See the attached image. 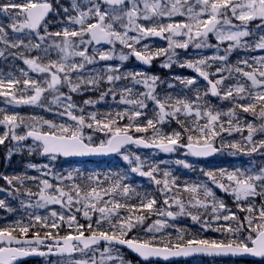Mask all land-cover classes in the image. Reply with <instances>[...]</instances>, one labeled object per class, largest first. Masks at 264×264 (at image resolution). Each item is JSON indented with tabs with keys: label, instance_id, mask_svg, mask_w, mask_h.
<instances>
[{
	"label": "rangeland",
	"instance_id": "374dc122",
	"mask_svg": "<svg viewBox=\"0 0 264 264\" xmlns=\"http://www.w3.org/2000/svg\"><path fill=\"white\" fill-rule=\"evenodd\" d=\"M41 1V0H38ZM56 4V11L51 18L50 21L46 24L45 28L37 33L33 32L32 30L28 28H23L20 30H17L20 28V25L24 23L26 11L23 8V5L25 4H33L37 2V0H1L0 6L8 5V4H16L20 5L21 7L19 9H9L8 11L0 10V28L3 29V33H0V51H2L4 54L9 53L11 55L12 50L14 49H26L30 53H33V58L37 60V63L43 65H47L50 62H57V63H65L66 66L70 65H81L83 64L82 68H77L76 70L72 71L70 73V78L72 77V73L76 71H80L83 69H86L87 66L94 64L101 56V54H108L110 58L105 59L107 61L112 62L109 65H104V68H110V70H104L99 71L93 68H90L91 74L88 76H94L98 79L106 78L105 81L108 82L107 76L112 75L114 76L118 70L119 67L124 65L125 61H129L130 58L133 56L134 52L133 49L139 52H143L146 55H152V58L156 61L157 67H160L161 69L169 70L171 67L176 66L175 70H181V72H184L185 75L182 77L186 80L193 79L194 83L192 86L194 87V90L196 92L195 100L200 102L201 100H205V102L211 101V96L209 94L208 89L206 88V85L201 80L199 76V72L196 71L195 68H191L187 66V62H196L201 59L206 60L207 66L201 65L200 67L202 70L207 71L209 73V76L212 78L223 79V83L220 85L221 89L223 88V96L225 95V92L228 88H232L233 91H235V88L243 85L245 92L244 97L247 98L244 105L246 106L249 103H253L254 100L250 98L249 93L251 94V97H255L257 93L264 92V84H257L253 85L251 80L243 75V72H252L256 74L257 80L264 79L259 76V71H264V48H260L257 45L264 42V17L260 16H254L253 19L248 20L246 22H242L238 19L241 11L248 12L249 9L247 8V5L249 4L250 0H233L234 3L239 4L241 7L237 8L236 14L233 15L231 10L229 9L225 15H218L217 18L219 19V23L217 25V28L213 30L210 34H207V36H196L195 33L197 31H204L203 26H201L199 29L195 27L196 25V19L194 17L197 13H199V20H207L208 19V12L202 11L203 4L202 0H137L133 1L137 6V16L135 18V24H128L126 16H124V13L131 10L133 2H131L129 5L126 4L124 6L115 7L116 11L112 12L111 7L104 5H101V11L109 10L110 15L109 17H106L105 23H112V30L120 32L122 35L126 31L127 36L129 38L136 37L138 39V42H133L131 39H129V43L132 44V47H128L127 44H123V49H119L118 51L115 50L114 42L108 43L106 46H96L91 43H81L79 37H70L69 39L73 43V47L70 48L68 51L70 53H78L81 51H85V56L91 59V62L89 63L85 57L79 56V55H69L67 59H64V54L60 51V48L57 47L63 46V37L62 36H56L50 33L48 30V25L50 23H53L54 21L58 29L55 33L63 31V29L68 28L70 31L72 30H79V25L74 24L69 21V17H77L79 16L80 12H87L89 8L93 7V3L91 0H76V3L79 5L80 12L75 10L73 8V0H65L67 1L65 5H63V0H53ZM96 2L99 3L98 0ZM211 2V0H210ZM147 3L149 5L148 9H145L144 5ZM159 4L161 6L160 10L167 11L171 9L172 5L175 4L176 7L179 9V11L174 12L172 15H157L152 14L151 7ZM258 7V4H257ZM65 9L68 11L66 12ZM122 9V10H121ZM191 9V11H189ZM64 18H57L58 16L65 14ZM121 16V20L112 21L111 16ZM54 17L57 19L55 20ZM147 17V18H146ZM229 21V23H225V21ZM96 18L93 16H89L88 22L95 23ZM192 25V31L190 34L188 33V30L186 28H178L175 33L172 32H165V35L167 37L166 41H161L156 38H154V35H148V36H142L140 32L136 30V25H139L142 28H152L155 27L157 30H159L160 27L166 26V25ZM251 24V25H250ZM15 25V27H13ZM254 32V36L252 37L251 34L248 36L242 37L240 40V44L230 47V45H235V41L231 40H221L216 32L219 31L223 33L224 35H228L230 32H236V31H247V32ZM40 37H44L43 40L40 39ZM170 37V39H169ZM84 41H89V35L85 34L83 37ZM171 41H175L176 44H182L187 42L188 47L187 48H181L174 46L173 48H169V44ZM7 41V43H5ZM23 43H20V42ZM118 41V40H116ZM120 42V41H118ZM219 42V44H217ZM19 44L20 46L17 48H12L11 44ZM121 43V42H120ZM39 44V48H34L32 45ZM197 44H200L201 47H196ZM27 45V47H25ZM161 49L167 50L161 55H155V53ZM0 56V58L6 57V55ZM121 56H127V59H121ZM219 57H226L224 60H220ZM246 61L247 63H244ZM115 65L117 66L116 69H114ZM140 65V64H139ZM223 69V71L217 72V69ZM242 69L241 72H237L236 69ZM54 70V69H53ZM135 71L136 73H142L144 70L142 66L138 68H131V69H125L124 72H132ZM115 72V74L113 73ZM144 73V72H143ZM223 73V74H221ZM62 78H64L63 73H59ZM145 75L152 77H158V75L155 72H149L145 73ZM101 76V77H100ZM11 78L16 80L13 77H9L4 75V73L0 72V79L5 80V85L3 87H0V120H3L5 116H16V127L15 129H12L11 126L7 123H0V136H3L5 132L15 133L17 136H26V132L30 128L39 129L42 131H54V129H51L45 121H50L54 125V121L61 118V121L65 124H73L74 128L76 129L79 125L77 121L72 120V118L67 115V104L70 102L73 105V108L71 109L72 115L75 116H81L82 112L81 109L72 101H67L65 98L68 97L66 95L67 92H73L70 90V87L68 85L67 89L61 88L62 85H67L66 83H63L61 86H58V91L53 90H46L44 92L45 95H51L52 97V103L56 108L54 112L57 115L52 119V117L46 118L45 116V110L42 109L40 103L36 104H25V103H9L11 97L4 95L5 92H13L17 98H27L28 96L34 95V89L33 86L31 87H25L21 86L19 89L15 90V85L9 89L7 87V80ZM175 78H181L180 75H175ZM229 78V79H228ZM50 80V75L48 73H38L36 72L33 76V81H36L37 84L47 89L46 81ZM234 81V82H232ZM63 82V80H62ZM151 82V81H150ZM157 82V81H156ZM169 82L168 89L166 90V95H161L159 93V90L157 88V83L154 85V92L153 95H156L158 99H161L162 101L165 98H175V99H181L187 98L189 99L188 95L182 96V93L179 89L173 88L175 86V82L171 81ZM129 89L133 88V93H136L138 90L141 89V86H138V88H135L133 84H130L127 86ZM148 89V86H146ZM149 91V89H148ZM63 94V95H61ZM60 96V101L58 103L54 102V97ZM133 96V95H132ZM197 96L200 98L197 99ZM183 97V98H182ZM139 98V96H138ZM153 105L157 111H159L158 105L153 101ZM112 111H117L118 107L122 108L123 110H126L128 107L125 103H119V105L113 106ZM259 107V104H257V109ZM169 108V107H168ZM167 108V109H168ZM80 110V114H78ZM169 110V109H168ZM111 110L105 111L106 113H111ZM170 112V111H168ZM190 116L187 117L186 123L188 125H191L193 128H197L199 126V122L201 119H199L195 112H192L189 114ZM227 115V113L225 114ZM156 121L157 116L152 115L151 118ZM147 119V120H148ZM146 120V121H147ZM257 120V119H256ZM83 128L88 129V127L83 126L81 128V131L83 133V136L85 139L92 144H98V143H104L107 141V139H103L100 135L92 136V134L88 131V133H84ZM260 126L257 125V131H255L252 135H255L257 140L254 142L255 144L259 142V145H256L255 147H260V140L264 141V132L259 131ZM172 132H176L173 127L169 130L167 134H171ZM98 136L101 137V139H97ZM87 137H91V140L87 139ZM6 140V139H5ZM4 140V141H5ZM13 139L8 138L7 142L5 144V148L7 147H13L16 149H27L32 153L41 152L42 146L34 141H27L28 138L26 136V139L22 141H12ZM243 144L240 145V149L243 147H246L244 149V154L249 155L248 153H251L249 158L254 157H262L264 156V152H261L260 149H257V151L252 152L250 149L253 147L252 145H248L246 142H242ZM264 147V146H263ZM12 150V149H11ZM126 151L122 152L120 157H117L116 159H113L110 162H107L103 165H96L93 166V168H87V165H78V169H84V172L81 171L78 174V178L70 177L69 180L64 184L61 180V177H56L55 173L48 170L50 168H53L52 163H45V166L49 168L43 169L42 173L38 176V179L36 181V184L39 186V190L43 188L42 181L47 180L51 185L52 188L46 190L47 195H54L57 197H60V190L62 189L64 193L72 195V189L71 186H79L78 190H81L83 188L86 189H92L95 187L97 190H105L110 188L115 180L121 179L122 184H127L132 188L131 191L133 193V196L131 198L134 200L135 205L137 207H140V203L142 199H151L154 198L156 200V204L153 205V213L155 216L150 217V219L156 218L155 222L157 220L164 221L165 224L163 227L160 228V231L155 230V226H152L149 229H143L141 230L140 234L143 237H140L139 240L141 241H157L161 237L170 236L172 239L178 241L179 236H183V233H180V231L177 230V225L179 223V220L181 218V214H177L174 219L169 218L166 213L168 212L167 209H164L161 205L162 202H164L166 199L168 200V206L174 205V198L171 194L167 192L168 188L164 191H161L163 187H161L162 184L154 185L150 184H144L141 185L137 181H135V173L140 174L139 172H133L132 169L136 168L138 165H142L141 170L142 171H148L150 169V166L156 165L158 166V170L153 173L155 178L157 180L163 181L165 177L163 176V172L167 171L170 174H172V167L171 165H168V160L162 159L158 156L157 153L154 151H144L137 149L135 146H130L125 149ZM226 153V152H225ZM224 151H221V154H225ZM166 155L172 156L176 161H181L184 164V167L188 169L191 165V163H194V160L192 159L191 155L186 152V150L183 148V146H178L175 151L170 153H165ZM129 156V160H125L124 156ZM136 157H139L140 160L136 161ZM167 158L170 159L168 156ZM231 158L225 157L223 163L219 164L217 172L219 173V177H209L207 174L203 173V176H196L193 177L188 175L186 177V183L184 185L185 188L191 187L193 185H200L201 188L198 189L197 192L201 193L203 195V199L201 200L202 204H199L200 206H203L204 209H209L213 212V204L218 202H223L225 205L224 209H218L216 212H213L216 216L213 219H209L206 222H202L199 220H193L190 222V225H188V240L189 239H196V240H216V241H225L228 240H237V241H243L244 243L249 244V241L246 239V237L249 235V228H248V221L249 219H253V226H255V223L259 222V212L262 208H264V195H256V196H250L246 200H240L238 201L235 197V195L232 193L231 188L234 186V181L230 182L228 180V174L236 172L239 176V173H244L245 176L247 175H259L261 169L257 168H250V167H243V166H228L227 160ZM212 163V161H210ZM126 165L130 167L129 170L126 169ZM188 165V166H186ZM125 167V168H124ZM210 163H199L197 166V171H199L201 168H204V170L207 172L210 170ZM262 169H264V164L262 165ZM86 170V171H85ZM221 170H223L224 174L221 175ZM77 171L73 172L76 173ZM198 173V172H197ZM141 175V174H140ZM70 175L65 172L63 177H68ZM144 176V175H143ZM171 176V175H170ZM91 177V178H90ZM148 177V176H145ZM149 180H152L150 177H148ZM222 178V179H221ZM243 178V177H240ZM155 182V181H154ZM223 184L224 187H220V185ZM256 184V190L257 192L264 191V187L261 185L264 184V181H255ZM211 189L213 193V197L206 198L203 194L204 188ZM227 189V190H226ZM73 196V195H72ZM161 199V203H160ZM27 202V209L28 214L35 213L36 216H40L42 218L49 217L50 214L56 213L59 217L63 216L64 219H68L70 216H74V214L71 211V208L75 207L76 204V198L73 196V203L71 205H67V196L62 197V203H48L45 206L41 207L40 203H43L40 200V196L33 201L26 200ZM39 202V203H38ZM117 202L121 204H126L127 199L122 198L118 199ZM204 204V205H203ZM67 205V206H66ZM89 205V204H88ZM252 207L253 212H248L246 209ZM232 208H237L241 214H244V216L248 217L247 224H243L245 228H241L239 232H228L226 231L227 228L231 227L233 229L238 227V222L233 219V222H230V220L225 221L223 219V216L225 215H232L234 214L235 217L238 215L237 211L233 210ZM173 210V209H172ZM178 212V211H177ZM164 213V214H161ZM179 213V212H178ZM219 216L220 219H216V217ZM101 221L102 217L99 218ZM23 220V215L18 217L15 220H12L13 225H17L18 223H21ZM75 221V220H74ZM110 221V222H109ZM112 218H106L105 221H103L101 224L103 229L100 231H113L112 229ZM76 225V223H75ZM247 226V229H246ZM222 229L221 231H217L216 229ZM151 229V230H150ZM246 229V231H245ZM255 234H253L254 236ZM170 244V243H169ZM175 244V243H174ZM171 245V244H170ZM108 251H105V250ZM80 256H76L74 259L71 260H56V261H50L47 262L48 264H79V262H86V264H121V259L124 261V264H137L133 261L127 260L125 255L120 253L117 249H114L113 247L109 246H98L92 251H80ZM111 256L112 259H108L107 257ZM103 257V259H102ZM179 262V261H177ZM183 264H221V261H218L217 259H208V260H202V258H192L186 261H182ZM174 263V262H173ZM224 264H243L241 262H223ZM148 264H158L156 262H150ZM255 264H262V263H255Z\"/></svg>",
	"mask_w": 264,
	"mask_h": 264
},
{
	"label": "snow or ice",
	"instance_id": "6c2138e0",
	"mask_svg": "<svg viewBox=\"0 0 264 264\" xmlns=\"http://www.w3.org/2000/svg\"><path fill=\"white\" fill-rule=\"evenodd\" d=\"M93 3V7L89 8L87 12H80L79 5L76 3V0H73V8L80 12L79 16L77 17H69V21L79 25V30H72L70 31L68 28L63 29L62 33L57 32L53 35L56 36H62L63 37V46L57 45V47L60 48V51L64 54V59L66 60L69 55H79L82 57H85V59L88 60V62H91V59L85 56V51H81L78 53H70L68 50L72 48L74 45L72 41L69 39L70 37H79L80 42L83 43H91L92 41H95L96 43H100L101 41L107 40L108 42H113L114 40H118L123 44H127L128 47H132V44L129 43V39H131L133 42H138V39L136 37L129 38L127 36V32L125 31L123 35L120 32L113 31L112 30V23H105L106 17H109L110 11L105 10L101 11V5L100 3L96 2V0H91ZM102 3H106L109 6H122L125 3V0H101ZM203 9L202 11L208 12V19L207 20H199V13L196 14L194 19H196V25L195 27L199 29L201 26L205 29V31H197L195 33L196 36H207L209 32H212L217 28V24L219 23V20L217 19L218 15H225L227 11L230 9L233 15L236 14L237 8L241 7L239 4L234 3L233 0H202ZM258 4V7H257ZM21 6L16 4H8L4 6H0V10L8 11L9 9H19ZM145 9L149 8V5L145 3L144 5ZM23 8L26 11V16L24 23L20 25V29L28 28V29H37L41 21L44 19V16L47 14V12L51 9V5L48 3L44 4H25L23 5ZM161 6L159 4H156L151 7L152 14L157 15H172L174 12L179 11V9L176 7L175 4L172 5L171 9L164 11L160 9ZM247 8L249 9L248 12L241 11L238 19L242 22H246L248 20H251L254 18V16H260L264 17V0H250L249 4L247 5ZM122 10V9H121ZM67 12L68 10L65 9ZM111 11L115 12L116 8L111 7ZM191 11V9H189ZM93 16L96 18L95 23L88 22L89 16ZM124 16H126L128 24H135V18L137 16V6L133 2L131 10L124 13ZM147 18V17H146ZM112 21L121 20V16L112 15L111 16ZM225 23H229V21H225ZM15 27V25H13ZM192 25H166L162 26L157 30L155 27L152 28H142L139 25H136V30L141 33L142 36H148V35H155V36H161L165 32H172L173 34L178 28H186L188 30V33L190 34L192 31ZM0 33H3V29L0 28ZM85 34H90L91 39L87 42L84 41L83 37ZM217 36L221 39H227L231 41H235V45H230V47L236 46L240 44V40L242 37L247 36L249 33L245 31H236V32H230L228 35H224L223 33L217 31ZM2 38V36H0ZM41 40L44 39V37H40ZM170 39V37H169ZM7 43V41H5ZM20 43H23L22 41ZM19 44H11L12 48L19 47ZM181 47V48H187L188 44L187 42L182 44H176L175 41L170 40L169 48ZM260 48H264V42L257 45ZM27 47V45H25ZM34 48H39V44L32 45ZM196 47H201L200 44H197ZM167 50L161 49L155 53V55H161ZM134 54L138 59L143 60L145 63H149L151 61L152 55H144L142 52L136 51L133 49ZM4 53L0 51V56H2ZM101 59H108L110 58L108 54H101ZM121 59H127V56H121ZM220 60L226 59V57H219ZM264 59V58H262ZM25 63L28 64L34 71L38 73H48L50 75V80L46 81L47 89L40 87L36 81H29L28 79H25L23 81V84L25 87L29 86L30 84L33 86L34 89V95L28 96L26 99L21 97L17 98V96L13 92H5L4 95L10 96L11 99L9 103H25V104H36L40 101L42 93H44L46 90H53L58 91V86L61 85L62 80L59 73L64 74L63 83H66L69 85L71 91H76L80 88V84H73L70 79V73L77 68H82L83 64L81 65H70L66 66L65 63H57V62H50L47 65H41L37 63L36 59H26ZM244 63H247L244 61ZM201 65L207 66L206 60L201 59L199 61L194 62H187V66L191 68H195L197 72H199V75L204 77L205 79H208L209 73L207 71L202 70L200 67ZM54 69V70H53ZM111 71V69H110ZM223 71V69H217V72ZM237 72H241L242 69L237 68ZM259 76L264 78V71L258 72ZM26 75V74H25ZM133 75V78L138 75L142 74H129ZM243 75L248 77L253 85L257 84H264V79L257 80L256 74L252 72H243ZM114 79H120L119 76H112L108 75L107 80L109 82L113 81ZM223 77L221 79L215 80V82L209 80V84L211 85V92L215 95H219L217 86L221 85L223 83ZM158 80V77L152 76V77H146L143 78L142 81L145 85L148 86L149 91L144 94L151 100H153L159 107V113L158 119H156V122L154 123L153 119H148L147 124L145 127L137 126L135 128V131L137 132H147L148 129H153V138L151 143H148L143 138L139 139H133L132 136L128 135L129 129L132 127L131 124L128 126H125L124 128H120L115 126L116 120L115 119H108L107 122H103L101 120H98L96 113L90 114V119L95 123L97 127H100L101 130L107 129V131L111 134V139H109L106 144L101 143L98 147H90L88 144L84 143L85 137L83 136V133L81 131V128L85 126V117L83 115L81 116H75L72 115L71 109L73 108V105L69 102L67 104V115H69L72 120L78 122V127L75 130H72L71 127H66L64 125L56 126L53 125L50 121H45L49 125L51 129H57L60 132V135H57L55 131H48V132H41L38 130H32L27 133V136L33 137L36 141L41 142L42 145V154H50L53 159L57 155H63V156H70V155H84V154H90V153H101V152H119L121 147L128 143H133L137 145H145V146H155L156 148L164 151V152H173L176 150V148L179 145V141L181 139V133L180 132H172L171 134L162 133L160 129L156 127L158 123H162L165 121L166 117H175L178 113L181 111L191 114L193 111H195V114L197 117L201 115V106L194 103H189L186 100L177 99L174 103H171V98H165L163 101L161 99H158L156 95H153V92L155 90L154 85L156 81ZM151 81V83H149ZM97 81L95 79L88 80V84H94ZM19 83V81H16L14 79L9 78L7 80V87L11 89L15 84ZM81 83H84V81H81ZM187 85H192L194 83L193 79H188L184 81ZM5 85V80L0 79V87H3ZM129 92H131V89H128ZM235 92L237 95L240 93L245 92V89L243 85H240L235 88ZM63 95V94H61ZM233 96V89L228 88L225 92L224 97L222 98H230ZM249 96L251 99L254 100L253 103H249L246 106L241 104L238 105L244 112H252L253 114H256L257 112V104L260 105L259 107V117L264 120V92H259L256 94L255 97H251V94L249 93ZM200 97L197 96V99ZM67 101L71 100V97L68 96L65 98ZM101 99H103V95L101 96ZM60 101V96L54 97V102L58 103ZM128 104L132 105H138L139 108L143 109L146 107V104L143 100H127L125 101ZM85 103H92V101H85ZM166 106L171 108V112L165 111ZM231 114V113H230ZM111 114H109L110 116ZM124 115H128L127 112L125 113H118L117 116L123 117ZM142 115L141 111H134L130 119L135 120L136 118L140 117ZM206 117H208V123H206L203 126H198L195 130L192 128L185 129L186 132L192 133L195 131L197 135L189 134L187 136V143L183 145L186 147L190 154L194 156H207L210 155L213 152H216L217 149L213 146V144L210 142L212 137H215L219 135V132L216 131L215 127H213V123L219 120L220 113L213 114L211 111H206L204 113ZM16 116H5L3 120H0V123H7L11 126L12 129H15L16 127ZM179 122V121H178ZM229 126L231 128V120L228 121ZM88 128H92L93 124L89 123L86 125ZM221 131L225 130L223 128V125H219ZM248 131L249 135L247 139L249 141L252 140V134L257 131V129L252 125L248 124ZM235 130H239L238 128ZM259 131L264 132V124L260 125ZM9 133L5 132L3 136H0V144L4 143V140L8 138ZM11 138L15 141H22L26 139V136H17L15 135L14 131L12 133ZM87 139L91 140V137H87ZM261 146H264V141L260 142ZM234 148H240L239 144H233L231 145ZM243 151V149H240ZM250 151L255 152L257 151V148L253 146ZM125 160H129V156H124ZM136 161H139L140 158L136 157ZM178 163H183L181 161H178ZM188 166V165H186ZM31 167H35V165H31ZM142 165H138L136 168H133V172H139L141 175L148 176L152 180L155 181L156 184L160 185L163 184V188L161 191H164L168 188L169 185V179L170 173L165 171L163 172V176L165 179L163 181L157 180L155 176L153 175L154 172L158 170V166L152 165L150 166V169L148 171H142L141 170ZM224 172L221 170V175H223ZM71 175V174H69ZM209 177L214 178V174L209 172L207 173ZM243 177V178H240ZM91 178V177H90ZM9 184H12L13 179L20 181L23 183L22 179L20 177H14V178H7ZM122 179V178H121ZM121 179L115 180L113 185L103 190L105 195L108 194H115L119 191L120 195L127 196L130 192V186L127 184H122ZM228 180L230 182L234 181V186L231 188L232 193L235 195L236 199L238 201L240 200H246L250 196H256V195H264V191L257 192L256 190V184L255 181H264V169H261L259 175H247L245 176L244 173H239V176L236 172L228 174ZM171 183L175 184V178L172 177ZM43 188L41 189L39 196L40 200L43 203H40V206L43 207L48 203H62V197L67 196V205H71L73 203V196L67 193H64L63 190H60V197L54 196V195H47L46 190L52 188V185L47 181H42ZM264 187V184L261 185ZM220 187H224L223 184L220 185ZM77 189V195H79V186H75ZM200 185H193L191 187H187L186 190L191 193H196L198 189H200ZM227 190V189H226ZM16 191H19V189H16ZM134 191V190H131ZM31 194V193H29ZM203 194L206 198L213 197V193L211 189L204 188ZM92 198H95L96 201H100L102 199L100 192L97 191L95 187H93L89 192H87L82 199L84 201H91ZM39 203V202H38ZM105 207L99 208V212L102 214V219L105 218V214L108 216H111L116 212L117 209L122 207H128L126 204H120L119 202L113 203V206L111 208L107 207L108 202H104ZM165 204H168V200L166 199L164 201ZM174 203L179 207V213L177 214H183L185 213V205L184 203L179 199H174ZM5 202L3 200H0V206H4ZM156 204V200L154 198L151 199H142L140 203L141 209L146 210H152L153 205ZM196 204H202L200 200L196 201ZM66 205V206H67ZM85 207H88V204H85ZM91 207L95 209L96 205L91 204ZM136 206H132V209H134ZM225 205L223 202H218L213 204V212H216L218 209H224ZM130 209V211L132 210ZM248 212H253V208L249 207L246 209ZM85 217H89V212L85 211L84 213ZM164 214V213H161ZM188 215H191V213H187ZM53 216H56V213H52ZM167 216H174L176 214L172 212H167ZM40 216H36V221H41ZM60 220H63L64 217L60 216ZM90 219V217H89ZM144 219L143 216L136 217L137 222H142ZM193 220H198V216H192ZM216 219H220L219 216L216 217ZM223 219L225 221L237 219L234 214L232 215H225L223 216ZM69 224H71L75 220V216H70L68 218ZM110 222V221H109ZM101 221H97V228H99ZM165 224L164 221L157 220L155 222V230L160 231V228L163 227ZM136 223L133 222L132 216H128L126 218H123L119 221L118 224L112 225V228L114 229L111 232L108 231H97L92 229V225H88V229L90 231V235L88 237H84L83 231H80L78 235H67L64 237H61L64 241V246L58 247L57 251L59 253L64 252H72L76 250L83 251V249L89 248L91 245L97 244L100 240H104L108 242L109 244L115 242L119 244H126L129 248L133 249L136 253H138L141 257L144 259H148L149 257H156V256H162L165 259L171 256H189L196 253H203L207 255H227V254H241V253H247L251 254L256 257L264 258V208H262L259 212V222L255 223V226H253V221L249 219L248 221V228H249V235L246 237V239L251 242L252 247H249L247 243H244L243 241H237V240H228L225 241H216V240H196V239H189L187 241H184L183 236H179L178 243L175 244H169L164 243V245L157 246L156 242L149 240V241H139L136 238L133 239H124L127 235L128 231H131L134 227H136ZM51 228H56L57 224L52 223L50 225ZM83 225H79V229H83ZM151 230V229H150ZM217 231H221L222 229H216ZM241 230V227L239 226L238 221V227L233 229L231 227L227 228L226 231L228 232H239ZM13 231L15 229L7 227V228H0V240L4 241L5 243L11 245L13 241H15L17 244L23 243L24 245H31L33 244L32 240H24L21 242L18 240L15 236H13ZM29 231L28 227H21L19 228V232L26 234ZM255 234V237L253 236ZM36 239L35 243L38 245L40 243H43L42 240L39 238V233H36ZM51 232L46 233V236H51ZM78 242L79 244H82V248H77L76 244L73 242ZM51 247L49 248V252H51ZM105 251H108L107 249ZM36 252V248H31L30 250L25 247H0V264H12V261H15L18 257H23L30 255L31 253ZM41 255H44L45 253H40ZM108 259H112L111 256L107 257ZM103 259V257H102ZM79 264H86V262H79ZM121 264H124V261L121 259Z\"/></svg>",
	"mask_w": 264,
	"mask_h": 264
},
{
	"label": "trees",
	"instance_id": "16d2710c",
	"mask_svg": "<svg viewBox=\"0 0 264 264\" xmlns=\"http://www.w3.org/2000/svg\"><path fill=\"white\" fill-rule=\"evenodd\" d=\"M253 37L254 34L250 33ZM6 57L0 58V72L4 73V75L13 77L16 79V81H19V83L15 84V90L19 89L21 86H24L23 81L25 79H28L29 81H33V76L35 75L36 71H34L28 64L25 63L26 59H34L33 53H30L26 49H14L12 50L11 55L9 53L4 54ZM132 63H135L133 60ZM175 68V67H174ZM173 69V68H172ZM90 72L85 70H80L78 72H74L72 74V77L70 78L73 84H80V88L73 92H67L66 95L70 96L72 101L81 109L82 115L85 117V126L89 123L93 124L90 131L92 132V136L100 135L103 139H107L110 137V133L105 130H101L100 127H97L95 123L90 119L91 113L97 114V119L101 120L103 122H107L108 118L116 120L117 127L124 128L125 126H128L129 124L132 125V127L129 129L128 132L136 135V136H142L150 141H152L153 138V129H148L147 132H137L135 131V128L137 126L145 127L147 124V119L151 118L152 115L157 116L158 119V112L155 110L153 105V100L148 98L146 95L148 92L147 85H145L143 82H138L143 80V76H131V78H126L124 80V83L128 84V80L132 79L133 84L136 86H141V91L137 95H134V97L131 95V92H125L123 88V82H106L105 79H98V78H92L85 76L89 74ZM26 74V75H25ZM125 77H128L126 75ZM95 79L97 82L94 84H88L87 81ZM63 80V78H62ZM81 81H84V83H81ZM175 81L176 84L173 88H177L180 90L182 94H189L191 99H195L196 92L194 90V87L192 85H187L184 83V80H179L175 78H170L166 75L164 70H161L159 81L157 82V88L159 90V93L161 95H166V90L168 89L169 82ZM63 84V83H62ZM61 84V85H62ZM59 85V86H61ZM31 87V84L28 86ZM67 85H62L61 88L67 89ZM103 95V99H101V96ZM237 94H233L230 98H221L219 100L212 99L211 102H213L214 107L212 108V105H210V102H204V100H201L199 103L194 102L195 104H199L201 106V115L199 116L201 119V126L208 123V117L204 115L206 111H211L213 114L220 113L219 120L213 123V127H215L216 131L219 132V135L212 137L211 140H216L219 142H222V140L233 137L230 140V146L229 148L232 149L235 153L229 154V157L233 159V162L246 161L243 159V153L239 152V148H234L231 145L233 144H239L241 145L244 138L247 137V135H243L240 138H237L236 136L238 134H241L244 131L245 133H249L248 131V124H252L256 129L257 125L260 126L261 124H264V120H262L258 113L259 110H257L256 114L254 116L247 118H244L241 116V108L238 107V105H241V102H239L236 96ZM139 96V98H138ZM127 100H143L146 104V107L143 109L139 108L138 105H132L128 104L125 101ZM177 99L171 98V103H174ZM85 101H92V103H85ZM187 102L190 103L189 99H186ZM41 107L43 110H45V116L46 118L56 117L55 110L59 109L56 108L53 103L50 100L49 95H42L40 101ZM112 103H125L128 106V109L124 111L123 109L112 111L114 110L112 107ZM130 106H134L132 109ZM236 106V108H234ZM170 112H171V108ZM61 110V109H59ZM111 110V113H106L105 111ZM224 110H228L232 113V115H222V112ZM134 111H141L142 115L135 120H131L130 116ZM127 112L128 115H124L123 117L117 116L118 113H125ZM111 114L112 116H109ZM115 114V115H114ZM186 113L181 111L177 114L175 117L169 116L164 122L158 123L156 127L160 129L162 133H167L170 127H173L177 125L181 132V143H187V136L189 134L197 135L195 131L192 133L186 132L185 129L191 128L186 122H184V119L186 118ZM115 116V117H114ZM254 117H257L256 120ZM109 118V119H110ZM231 120V128L229 126L228 121ZM179 121V122H178ZM156 121H154L155 123ZM223 125V128L225 130L221 131L219 125ZM54 125L60 126L64 125L66 127H71L72 130H75L73 124H65L61 121V118L54 121ZM87 127V126H86ZM239 130H235V129ZM84 131H88V129L83 128ZM195 130V129H194ZM56 133H59L58 127L57 129H54ZM12 133L9 134L8 138H11ZM98 136L97 139H101V137ZM4 141V143L0 144V200H3L5 202L4 206H0V228H13L15 231L13 233L26 235V234H42L46 235V233L51 232V236H65L69 233H79L80 231H83L85 233H90L88 229V225H92L93 230L100 231L102 228V225L97 228V221H99L100 217H102V214L99 212V208L105 207L104 202H108L107 207L111 208L113 206V203L117 202V199L126 198L128 207H122L116 210L113 220V225H116L119 223V221L123 218H126L128 216H132L133 222L136 223V227H134L131 231L127 232V235L123 238H132V237H140L139 232L143 229H148L151 227V223L153 219H150L152 217V211H146L141 208H134L132 209V206H136L134 200L131 198L133 195L130 191L127 196L120 195L119 192L115 194H108L105 195L104 191H98L101 194L102 199L100 201H96L95 198H92L91 201H84L82 197L89 191H80L79 195H77V189L75 186H71L72 194L76 195V207L72 208L73 214L76 218V222L78 225H83V229H79V226H72L69 225L67 219L60 220L58 215L53 216L52 214L49 215L48 218H42L41 221H36L35 217L36 214H28L27 209V202H25V199L30 200L33 202L39 195L40 190L38 184H36V181L38 179V176L40 173H42L43 169H45L47 166H45L44 163H52L53 168H50L48 170L55 173L56 177H61V181L66 184V182L69 180L70 177L78 178V174L81 172V169H78V164L80 163H86L87 162H77V161H71L68 159H63L61 157L56 156L55 159L52 158L51 155H43L40 152L32 153L27 149H16L13 147H7L5 148V144L7 142V139ZM14 141V140H12ZM254 146V144L252 145ZM12 149V150H11ZM156 153H159L160 157L168 156L164 154L162 151L157 150ZM251 154V153H248ZM168 160V165H171V159L165 158ZM201 161H206L202 160ZM106 161V160H105ZM249 161V160H247ZM31 165H35V167H31ZM258 164L255 162L253 164H250V168H256ZM172 175L168 178L169 179V185L168 190L171 191V193L174 195L175 199L181 200L185 205V213L181 214V220H180V228L182 231L186 230V225H190V222L192 221V216H198L199 221L206 222L209 219H213L214 216L212 212H210L207 209H204L203 206H200L199 204H196L197 200H202L201 197L197 193H191L184 189V178L190 174L195 173L194 168H188L186 169L184 167V164L178 163L177 161L172 159ZM49 168V167H47ZM77 171L73 174V172ZM65 172L67 174H71L68 177H63ZM135 181L140 183L141 185L144 184H150L153 183V180H149L148 177L140 176L138 173L134 174ZM7 178H14V177H20L23 181L21 183L18 180L13 179L12 184L8 183ZM172 177L175 178V184L171 183ZM158 185V184H156ZM163 187V184L161 185ZM16 189H19V191H16ZM31 193V194H29ZM85 204H89L88 207H85ZM91 204H95L96 207L93 209L91 207ZM121 204V203H120ZM164 206L166 204L162 202ZM204 205V204H203ZM175 208L179 211V207L176 205ZM130 209H132L130 211ZM89 212V217L84 216V212ZM191 213V215H188L187 213ZM23 215V220L21 223H19L16 226H13L10 224L12 220L17 219ZM107 214H105V217L107 218ZM143 216L144 219L142 222H137L136 217ZM248 221V217L240 216L238 218L239 226L243 228L244 220ZM52 223H56V228H51L50 225ZM21 227H28L29 231L26 234L20 233L19 228ZM245 228V227H244ZM247 229V226H246ZM114 230V229H112ZM189 230V229H188ZM246 231V230H245ZM111 232V230H110ZM184 241H187L188 234L183 235ZM158 245H164V243H170L174 244L179 241L173 240L171 237H161L159 240L155 241ZM114 249H117L120 253L124 254L127 260L133 261L135 263H139L134 256H131V254L119 247H113ZM94 250V248H91L89 251ZM80 256V255H78ZM76 256L68 257V260L74 259ZM209 259V258H208ZM218 261H221V264H224L223 262L231 260L228 259H222V258H214ZM59 259H48L47 262L50 261H56ZM62 260V259H61ZM40 263H43V260H39ZM43 264H48V263ZM38 264V263H35ZM159 264V263H158ZM175 264H183V262H176Z\"/></svg>",
	"mask_w": 264,
	"mask_h": 264
},
{
	"label": "water",
	"instance_id": "95a60500",
	"mask_svg": "<svg viewBox=\"0 0 264 264\" xmlns=\"http://www.w3.org/2000/svg\"><path fill=\"white\" fill-rule=\"evenodd\" d=\"M127 1H129V0H125V2H127ZM37 5H40V4H37ZM51 11H52V7L47 12V14L44 16V19L41 21V24H40V26L37 29H39V28L42 27L44 20L46 19V17L48 16V14ZM37 29H33V30H37ZM156 37L159 38V39H162V40L165 39L163 35L156 36ZM106 41L107 40L101 41L100 43H97V44H102V43H105ZM139 60L142 61L145 65H147V66L149 65V63H145L143 60H141V59H139ZM203 79L208 84H209V80H211L209 77H208V79H205L203 77ZM211 81H213V80H211ZM209 86H210V89H211V85L210 84H209ZM217 89H218L219 95L213 94L215 97H219L220 96L219 86H217ZM32 130H36V129H32ZM32 130H29V131H32ZM41 132H43V131H41ZM128 135H130V134H128ZM130 136H132L133 139H139V137H135L133 135H130ZM28 137L30 139L36 141L33 137H30V136H28ZM144 140L147 141L148 143H151L150 141H148L146 139H144ZM37 142H39V141H37ZM39 143H41V142H39ZM84 143L85 144H88L85 140H84ZM131 144H133V143H128V144L124 145L123 147H121L120 150H122L125 146L131 145ZM88 145L90 147H98L99 146V145H90V144H88ZM139 146L144 147V148L158 149L155 146H145V145H139ZM216 152H213L210 155H207V156H204V157H208V156L214 155ZM117 153L118 152H101V153H90V154H84V155H70V156H67V157L66 156H63V155H60V156L65 157V158H69V159H73V160H86V159L100 160V159H103V158H112V157H115L117 155ZM46 155H50V154H46ZM171 217H173V216H171ZM75 235H78V234H75ZM75 235H73V236H75ZM89 235L90 234H84V237H88ZM13 236H15L21 242H23L24 240H32L33 241V244H36L35 243L36 236H30V237H21V236H16V235H13ZM39 238H40V240L43 241V243L38 244V246H40V247H48V250L46 252H44L42 250H36V252L31 253L30 255L23 256V257H18L15 261H12V264L21 263V262H23L25 260H29V259H33V258H41L45 254L53 255L54 257H60V256H65V255H73V254H75L77 252V250H76V251H72L70 253L69 252L59 253L57 251V248L64 246V241L62 239H60V238H58V239L55 240L56 244H48L49 241H50V239L47 238V237H41V236H39ZM4 243H5L4 241L0 240V244H4ZM73 243L76 244L78 242H75L74 241ZM99 243H108V242H106L104 240H100L97 244H99ZM21 244H23V243H21ZM97 244H95V245H97ZM111 244L128 249L131 252V254H133L137 258H139V259H141L143 261H146V262L147 261H158V262H162V263H169V262H174V261H177V260L190 259V258L195 257V256H198V255H201V256H212V257L222 256V257L243 258V259H247V258H249V259H264V258L256 257V256H253V255L247 254V253L227 254V255H207V254H203V253H196V254H192V255H189V256H171V257H168L167 259H165L162 256L149 257L148 259H144L138 253H136L133 249L129 248L128 245H126V244H119V243H115V242H113ZM14 245H17V243L15 241H13V243L11 245L7 244L5 247H15ZM95 245H91L90 247L95 246ZM50 247L52 249L51 252H49V248ZM249 247H252V245L249 246ZM40 253H45V254L44 255H41Z\"/></svg>",
	"mask_w": 264,
	"mask_h": 264
},
{
	"label": "flooded vegetation",
	"instance_id": "af4514ba",
	"mask_svg": "<svg viewBox=\"0 0 264 264\" xmlns=\"http://www.w3.org/2000/svg\"><path fill=\"white\" fill-rule=\"evenodd\" d=\"M255 119H258L257 117H254ZM242 134H244V131L241 133V134H238L237 136H239V137H241V136H243ZM249 134V133H248ZM245 135V134H244ZM257 138L258 137H256L255 135H252V140L250 141V144L251 145H253V144H255L254 142L257 140ZM260 141H263V140H260ZM261 158H263V156L261 157ZM238 215H240V213H238ZM139 261V260H138ZM140 263L139 264H147L148 262H146V261H139ZM245 262H249V261H245ZM171 264H175V262L174 263H171ZM264 264V263H263Z\"/></svg>",
	"mask_w": 264,
	"mask_h": 264
},
{
	"label": "bare ground",
	"instance_id": "6f19581e",
	"mask_svg": "<svg viewBox=\"0 0 264 264\" xmlns=\"http://www.w3.org/2000/svg\"><path fill=\"white\" fill-rule=\"evenodd\" d=\"M228 79H229V78H228ZM232 82H234V81H232ZM114 115H115V114H114ZM110 116H112V115H110ZM114 117H115V116H114ZM109 118H110V117H109ZM109 118H108V119H109ZM110 119H111V118H110Z\"/></svg>",
	"mask_w": 264,
	"mask_h": 264
}]
</instances>
